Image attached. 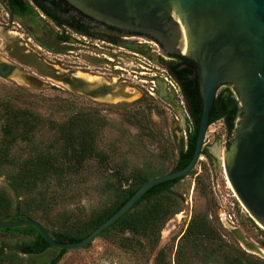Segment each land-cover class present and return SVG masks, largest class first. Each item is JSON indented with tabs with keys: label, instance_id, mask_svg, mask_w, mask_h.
<instances>
[{
	"label": "trees",
	"instance_id": "16d2710c",
	"mask_svg": "<svg viewBox=\"0 0 264 264\" xmlns=\"http://www.w3.org/2000/svg\"><path fill=\"white\" fill-rule=\"evenodd\" d=\"M34 2L36 8L58 20L59 24L66 22L77 30L89 31L87 25L74 18L65 21L61 18V15L70 16L71 11H77L66 0ZM18 4H21L25 12L33 11V7L24 4L22 0L12 2L11 8L15 9ZM79 14L83 15L81 12ZM112 41L118 43L116 39ZM170 57L173 60L169 62L168 68L179 82L189 104L193 126L187 142L182 141L176 147L178 156L172 169L175 172L187 167L193 158L203 101L198 81V65L184 56ZM46 101L44 97L27 91H21L18 96L0 97V178L5 177L7 184L6 187H0V220L10 217L11 221H17V216L31 218L40 222L56 241L76 243L115 215L156 174L140 167H135L128 173L124 167L117 169L111 165L110 156L105 155L99 147L101 135L110 122L96 108H77L73 103L60 104L52 107L46 115L42 113V105ZM242 113L238 95L232 87H227L220 90L216 97L210 126L219 121L224 122L227 134L232 139ZM40 134H43V138L38 139ZM18 147L26 151L20 153L16 150ZM203 155L210 157L205 149ZM92 162H97L108 175L101 187L109 201L105 207L96 209L86 219L74 218L75 215L71 216V213H75L78 194L69 195L66 201H59V194L56 195L55 189L62 190L64 195L70 193L69 189H77L79 186L76 181H80L84 170ZM158 173L162 175L166 172L162 169ZM185 178L152 188L99 237L116 230L122 235L118 239L122 249L145 247L150 250V254L154 253L165 225L182 210V200L173 192V188ZM69 216L74 221L70 222ZM249 221L256 224L251 218ZM227 233L230 234L228 231ZM126 234L130 237H126ZM0 237L7 241H21L16 245L5 244L0 247V264H59L68 253V250L52 248L32 226L0 229ZM181 239L176 264H211L209 259L216 264H264V259L247 253L241 247L237 251L228 250L222 260L211 259L216 250L210 246L214 242H221V237L208 216L193 218ZM203 241L208 243L210 250L200 256L198 246L201 245L198 243ZM91 244L85 248H89ZM48 251L54 253L49 260L48 257L45 260ZM154 264L172 263L167 252L160 249Z\"/></svg>",
	"mask_w": 264,
	"mask_h": 264
},
{
	"label": "rangeland",
	"instance_id": "374dc122",
	"mask_svg": "<svg viewBox=\"0 0 264 264\" xmlns=\"http://www.w3.org/2000/svg\"><path fill=\"white\" fill-rule=\"evenodd\" d=\"M4 25L5 27L9 26L10 19L7 11L0 5V57L12 63L1 51L6 40V37L2 34ZM14 26L16 29H11L12 32L19 33V37L26 39L24 27L21 24ZM44 28L51 30L54 35L58 33L54 25H49V27L46 25ZM69 33L72 37L71 44H73L69 47L74 48H69L66 52L45 49L41 45H38L41 49L35 47V44L38 43L32 36L30 37L35 43L30 44V46L32 45L31 47L35 52L40 53L47 62L56 65L57 68H62L67 72H76V75L80 73L97 78L98 83L89 85L87 91L96 89V87L101 85H111L113 93L122 89L125 91L129 90V94L124 99L118 101L106 100L101 98L102 95L91 97L81 91H74L68 86L46 78H41V81L45 83L42 88L33 87L23 80H17V77H21L18 71L9 78L0 76V97L18 96L21 91L44 97L47 101L42 105V113L46 115H48L52 107H57L60 104L73 103L77 108H96L110 122L109 127L101 135L99 147L105 155L110 156L113 167L117 169L124 167L128 173L132 172L135 167H140L146 172L156 174V177L157 175L160 176L158 172L162 169L166 172L165 174L171 173L178 156L176 147L181 145L182 141L187 142L193 126L189 116L188 105L183 96L181 100L176 98L173 101V105L161 99L159 94L156 97L150 96L146 90L150 86L148 83L149 79L154 73H162L161 70L154 67L157 66L165 70L166 64L159 62L153 54L152 56L150 54L147 56L136 51H132L135 52L132 54L131 51L118 47L120 53H125L132 57L129 61H121V67L129 70L136 62L135 59L144 60V57L149 60L153 59L150 64L154 66L150 67V71L147 70L148 76L145 78L148 81L147 83L142 82L143 77L139 75L132 72H124L128 76L126 78L128 84H120V78L113 75L110 67L107 65H91L83 57L88 52L97 53L96 49H93L92 43H99L101 46L105 45L98 41H92L89 37L84 38L76 33ZM11 37L16 36L11 33ZM134 41L137 44L142 42L144 47L147 46V50L152 47V44L146 42L156 43L142 37ZM88 42L91 46L85 44ZM78 49L81 51H78ZM163 56L169 58V56L167 57L164 54ZM25 72L32 73L28 69ZM135 76H138V78H135ZM227 87L231 86L225 85L220 90ZM181 102L185 104V109H183ZM42 135H38V139H41L40 137L43 138ZM232 139L227 134L224 122L219 121L209 127L204 149L208 151L210 157L203 155L192 174L173 188V192L182 200V210L175 214L165 225L159 245L154 253L150 254V250L145 247H136L130 250L122 249L118 241L122 235L114 230L106 236L95 239L89 248L68 251L59 264H154L156 254L160 249H164L169 255L171 263L176 264V253L179 247L181 248L182 236L192 219L201 216H208L212 226L221 237V242H214L210 246L216 250L211 259L222 260L228 250L232 251L235 249L237 251L240 247L242 248L227 233L228 230L224 226L227 223L226 218L229 213L237 216L239 220L237 224L246 237L264 250V228L249 221L248 212L236 197L227 178L224 166V150L228 149ZM1 141L0 122V143ZM16 150L20 153L21 151H26V149H21L20 147ZM107 177V173L102 170L99 164L92 162L84 170L79 178L80 181H76L79 186L77 189H69L70 193L67 195H64L62 190L55 189L57 191L56 195L59 194V201H66L69 195L78 194L77 204L74 206L76 208L75 213H71V216L75 215L74 218L86 219L96 209H101L108 204V195L102 193L101 187ZM83 181L84 183L82 184L81 182ZM6 186L5 177H1L0 187ZM69 218L70 222L74 221L73 217L69 216ZM125 236L130 237L129 234ZM17 243H21V241L19 239L7 241L0 237V247H4L5 244L16 245ZM207 244L206 241L198 243V245H201L198 246L200 247V256L210 250ZM53 253L48 251L45 255V260L47 257L49 260ZM208 262L216 264L212 263L210 259ZM216 262L218 263V261Z\"/></svg>",
	"mask_w": 264,
	"mask_h": 264
},
{
	"label": "water",
	"instance_id": "95a60500",
	"mask_svg": "<svg viewBox=\"0 0 264 264\" xmlns=\"http://www.w3.org/2000/svg\"><path fill=\"white\" fill-rule=\"evenodd\" d=\"M77 11L98 22L125 32L154 38L165 56H184L198 65V81L203 111L196 148L191 162L182 170L152 178L109 220L76 243L58 242L38 221L17 216L0 220V229L34 227L52 247L62 250L82 249L93 243L105 230L117 223L142 197L157 185L189 176L203 156L210 116L221 87L230 85L243 109L227 150L224 166L236 197L250 218L264 228V0H66ZM37 40L55 42L49 29L35 32ZM150 40L149 38H145ZM159 42H157V41ZM47 41V40H46ZM20 64L36 70L40 76L68 86L74 91L97 97L113 92L101 85L87 91L88 83L67 75L36 54L11 53ZM94 66L108 65L101 57L87 55ZM13 68L3 65L0 75ZM118 74V72H115ZM37 79V78H36ZM42 88L45 84L37 79ZM159 96L174 105L176 95L169 94L163 81L158 82ZM187 102V101H186ZM188 110L190 112V107ZM225 228L249 254L264 259V250L244 232L227 223Z\"/></svg>",
	"mask_w": 264,
	"mask_h": 264
},
{
	"label": "flooded vegetation",
	"instance_id": "af4514ba",
	"mask_svg": "<svg viewBox=\"0 0 264 264\" xmlns=\"http://www.w3.org/2000/svg\"><path fill=\"white\" fill-rule=\"evenodd\" d=\"M14 1L15 0H0V5H2L4 7V9L7 11V15L10 19V25L6 26V27L4 25V27H2V34H4V36L6 37L5 38L6 40H5V43H4L1 51L5 56H7V58H9L12 61V63H10V62H8V61H6L0 57V67L3 65H6L7 67L13 68V70L11 72H8V73L4 72L5 73L4 76L0 75L1 77L9 78L12 75L16 74L15 72L18 71L21 74V77H20L21 80H23L24 82L30 81L34 85H41L40 82L36 81V80L37 79L41 80V78H43V77L40 76L39 73H37L35 69L17 62V60H15L11 56V53H13L15 55H18V54L25 55V54H32L33 53V54H36L39 58H41L47 62V60L43 56H41L40 53H37V52H35L34 49H32V47H31L32 45L30 46V44L35 43L34 42V40H35L38 43V44H35V47H39L38 45H41L45 49H52L54 51L56 50V51L66 52L69 48H74V47H69L70 45H73V44H71L72 37H71L69 32L76 33V34H78L84 38L89 37L92 41L93 40L95 42L98 41V42H101L102 45H105V46H101L99 43H92V46H94L93 49H96L97 53L96 52H88L86 55H83V57H85L87 55H93V56H97V57L107 59L110 62V64H108L107 66L112 68L111 72L115 76L119 75V73L115 74V72H117V71L113 70L114 67L117 64L121 65L122 64L121 61H129L130 59H132V57L129 56L128 54L120 53L118 50V47H123L124 49H127L131 52L132 51L141 52V53L146 54L147 56H149V54L151 56H152V54L155 56V53L152 51V49L150 47H149V50H147V46L144 47L142 42H139L137 44L134 41V40H138L139 37L149 38L150 40L151 39L155 40L154 38L150 37L149 35H146L143 33H136V32H125V31L119 30L117 28L112 30L111 26H108L104 23L98 22V21H96L90 17H87L84 14L81 15L77 11H71L70 16L61 15V18L64 21L69 20L70 18H74V19L80 21L81 23L87 25L90 29L88 32H84V31L77 30V29L69 26V24L66 22L63 24H59L58 20H54L53 18L47 16L46 14L41 12L38 8H36V4H35L34 0H22V2L24 4H27V5L29 4L31 7H33V11H29V12L23 11L21 4L16 5V8L12 9L11 4ZM16 1L18 2V0H16ZM21 11H23V12H21ZM45 20H47V21H45ZM16 24H19V25L21 24L22 27H24V29H25L24 31H26V34H24V36H26V39H22L21 37H19L20 36L19 33L12 32L11 29H16V27L14 26ZM46 25L48 27H49V25H54L57 28L58 33H56V35H54L55 39H56L55 42L48 40V39H45V44L43 45V43H41L40 41L37 40V37L35 36V32L42 30V28H44ZM11 33H13V35L16 37H11ZM102 34H105V35H102ZM30 36H32L34 40H32ZM101 38H103V40H101ZM113 39H116L118 41V43H115L114 41H112ZM80 42H82V41H80ZM85 44L90 45L89 42L85 43ZM134 45H136V46H134ZM119 49H122V48H119ZM75 50H77V49H75ZM78 51H81V50L78 49ZM134 53L135 52H132V54H134ZM111 57L114 58V61H111ZM135 60H138V59H135ZM52 62H55V61H52ZM47 63L51 66L56 67V65H52L49 62H47ZM168 64L169 63L166 64L167 68H168ZM26 69L32 71V73L31 74L26 73L25 72ZM57 69L61 70L64 73L67 72L66 70H63L62 68H57ZM168 71H169V68H168ZM72 73L74 74L76 72H71L68 74H72ZM169 73H170V71H169ZM121 83L122 84H128V82L124 83L122 81L120 82V84ZM107 86L110 87L111 85H107ZM116 92H118V91H116ZM238 222H239V220L237 219V216H236V219L234 222H231L227 219V224H229L231 226L239 227V225L237 224ZM230 235H231V233H230Z\"/></svg>",
	"mask_w": 264,
	"mask_h": 264
},
{
	"label": "built area",
	"instance_id": "2783aa9c",
	"mask_svg": "<svg viewBox=\"0 0 264 264\" xmlns=\"http://www.w3.org/2000/svg\"><path fill=\"white\" fill-rule=\"evenodd\" d=\"M146 43L152 44V47H150V48L155 53V56L157 57L156 59L159 62H164V64H167L171 60H173L171 57L166 58L163 56L161 47L158 44L153 43V42H146ZM111 61H114L113 57H111ZM135 61L136 62L134 63V65L131 66L129 70H128V68L127 69L123 68V67H121L120 64H117L113 69L114 71H117L119 73V75H116V76L118 78H120V80L122 82L127 83L128 81L126 80V78H128V76L125 75L124 72H132L136 75L143 77V80H141V81L144 83H147L148 81L145 78H147V76H148L147 70L150 71L151 70L150 67L153 66L150 64V63H152L153 59L149 60L148 58L144 57V60H135ZM154 68L161 70L162 73H159V74L154 73V75L151 77V79H149L148 83L150 84V86L148 89H146L148 94L152 97L158 96V94L160 92L158 82L163 81L165 86H166L168 93L176 95V98L181 100L182 96L184 97L181 86H180L179 82L169 73L168 68L167 67L164 68L165 70L160 69L157 66ZM163 72H165V73L163 74ZM135 78H138V76H135ZM181 103L183 104L182 105L183 109H185V106H184L185 104L183 102H181ZM227 219L231 222H234L236 219V215L229 213L227 216Z\"/></svg>",
	"mask_w": 264,
	"mask_h": 264
},
{
	"label": "bare ground",
	"instance_id": "6f19581e",
	"mask_svg": "<svg viewBox=\"0 0 264 264\" xmlns=\"http://www.w3.org/2000/svg\"><path fill=\"white\" fill-rule=\"evenodd\" d=\"M64 73V72H63ZM68 73H71V72H65V74H67V75H71V76H74V77H76V78H78V79H82V80H84L86 83H88L89 85H94L95 83H98V81H97V78H94V77H90V76H88V75H82V74H80V73H78L77 75L74 73H72V74H68ZM17 80H21V78H19V77H17ZM29 80V79H28ZM89 85H88V88H89ZM87 88V89H88ZM113 93V92H112ZM127 94H129V90H120V91H118V92H115V93H113L112 95H111V93H109V94H106V96L105 95H102L101 96V98L102 99H111V100H115V101H118V100H122V99H124V97H126V95ZM229 180V179H228ZM231 184V183H230ZM232 186V185H231ZM233 188V187H232ZM236 194V193H235Z\"/></svg>",
	"mask_w": 264,
	"mask_h": 264
}]
</instances>
